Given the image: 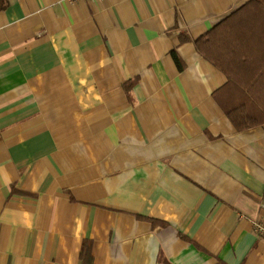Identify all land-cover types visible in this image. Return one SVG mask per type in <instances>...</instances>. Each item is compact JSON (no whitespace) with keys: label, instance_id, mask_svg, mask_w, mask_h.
<instances>
[{"label":"crops","instance_id":"0c3cea01","mask_svg":"<svg viewBox=\"0 0 264 264\" xmlns=\"http://www.w3.org/2000/svg\"><path fill=\"white\" fill-rule=\"evenodd\" d=\"M249 1L0 0V264H264V126L195 44Z\"/></svg>","mask_w":264,"mask_h":264},{"label":"trees","instance_id":"16d2710c","mask_svg":"<svg viewBox=\"0 0 264 264\" xmlns=\"http://www.w3.org/2000/svg\"><path fill=\"white\" fill-rule=\"evenodd\" d=\"M195 44L228 78L214 98L238 132L263 127L264 0L243 4Z\"/></svg>","mask_w":264,"mask_h":264},{"label":"built area","instance_id":"2783aa9c","mask_svg":"<svg viewBox=\"0 0 264 264\" xmlns=\"http://www.w3.org/2000/svg\"><path fill=\"white\" fill-rule=\"evenodd\" d=\"M71 1H79V0H71ZM255 232L256 234L260 235V236H264V223L261 221H258L255 224Z\"/></svg>","mask_w":264,"mask_h":264}]
</instances>
